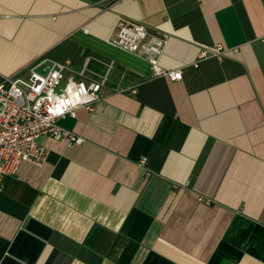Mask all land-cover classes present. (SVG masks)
<instances>
[{
	"label": "crops",
	"instance_id": "0c3cea01",
	"mask_svg": "<svg viewBox=\"0 0 264 264\" xmlns=\"http://www.w3.org/2000/svg\"><path fill=\"white\" fill-rule=\"evenodd\" d=\"M119 17L166 33L182 79L113 46ZM262 39L264 0H0V77L113 64L58 121L83 143L39 136L46 161L4 179L0 264H264Z\"/></svg>",
	"mask_w": 264,
	"mask_h": 264
},
{
	"label": "built area",
	"instance_id": "2783aa9c",
	"mask_svg": "<svg viewBox=\"0 0 264 264\" xmlns=\"http://www.w3.org/2000/svg\"><path fill=\"white\" fill-rule=\"evenodd\" d=\"M167 39L166 33L149 31L142 23L119 17L111 44L143 56L151 76L181 80V69L166 70L159 63ZM224 53L225 48L218 43L202 49L199 57H220ZM92 58L86 57L78 70L66 61L53 62L40 71L44 61H38L25 69L26 76L18 72L0 77V191L4 179L14 175L23 162L39 166L46 161L48 150L37 143L39 136L64 140L69 146L83 143L82 137L61 127L58 121L64 116L74 117L78 108L91 111L99 101L100 89L113 64H107L103 74H95L89 68Z\"/></svg>",
	"mask_w": 264,
	"mask_h": 264
}]
</instances>
